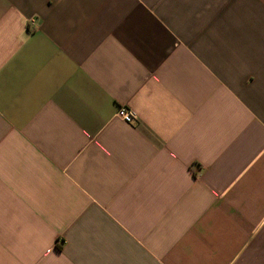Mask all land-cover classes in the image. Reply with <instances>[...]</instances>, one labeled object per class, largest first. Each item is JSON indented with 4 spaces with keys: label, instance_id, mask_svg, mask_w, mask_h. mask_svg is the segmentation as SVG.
<instances>
[{
    "label": "crops",
    "instance_id": "crops-1",
    "mask_svg": "<svg viewBox=\"0 0 264 264\" xmlns=\"http://www.w3.org/2000/svg\"><path fill=\"white\" fill-rule=\"evenodd\" d=\"M0 264H264V0H0Z\"/></svg>",
    "mask_w": 264,
    "mask_h": 264
},
{
    "label": "built area",
    "instance_id": "built-area-1",
    "mask_svg": "<svg viewBox=\"0 0 264 264\" xmlns=\"http://www.w3.org/2000/svg\"><path fill=\"white\" fill-rule=\"evenodd\" d=\"M115 116L124 122H131L135 118L134 113L124 106L119 107L115 113Z\"/></svg>",
    "mask_w": 264,
    "mask_h": 264
}]
</instances>
